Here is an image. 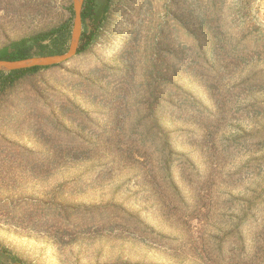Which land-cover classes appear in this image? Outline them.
Here are the masks:
<instances>
[{
  "label": "rangeland",
  "instance_id": "374dc122",
  "mask_svg": "<svg viewBox=\"0 0 264 264\" xmlns=\"http://www.w3.org/2000/svg\"><path fill=\"white\" fill-rule=\"evenodd\" d=\"M74 17L0 0V56ZM90 33L0 78V263L264 264V0H93Z\"/></svg>",
  "mask_w": 264,
  "mask_h": 264
},
{
  "label": "water",
  "instance_id": "95a60500",
  "mask_svg": "<svg viewBox=\"0 0 264 264\" xmlns=\"http://www.w3.org/2000/svg\"><path fill=\"white\" fill-rule=\"evenodd\" d=\"M84 0H72L74 8V23L71 31L69 48L66 52L53 55L32 56L20 60H0V72L29 69L33 67H47L64 64L71 61L77 55L81 35V9ZM0 264H23L21 262H5Z\"/></svg>",
  "mask_w": 264,
  "mask_h": 264
},
{
  "label": "trees",
  "instance_id": "16d2710c",
  "mask_svg": "<svg viewBox=\"0 0 264 264\" xmlns=\"http://www.w3.org/2000/svg\"><path fill=\"white\" fill-rule=\"evenodd\" d=\"M107 5L108 4L106 3L104 10L107 9ZM92 12H93V0H84L83 5H82V9H81V19L84 20L86 18H89L91 16ZM82 36H84V35H82ZM44 38H45V34H42V35H38L35 40L38 44ZM85 38H86V40L82 44H80L81 39L79 40L77 55L85 49L86 41H89L92 38V34L90 33ZM28 50H29L28 47L18 48L16 51L11 52L6 56H0V60H20V59L32 57ZM43 55H53V53H46ZM42 68H48V67H33V68H29V69L15 70V71H10V72H0V78L4 77L8 81H12V80L16 79L17 77H19L23 74L34 73V72H37L39 69H42Z\"/></svg>",
  "mask_w": 264,
  "mask_h": 264
}]
</instances>
